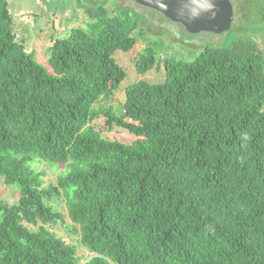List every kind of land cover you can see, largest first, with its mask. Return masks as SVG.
<instances>
[{"label":"trees","instance_id":"obj_1","mask_svg":"<svg viewBox=\"0 0 264 264\" xmlns=\"http://www.w3.org/2000/svg\"><path fill=\"white\" fill-rule=\"evenodd\" d=\"M232 2L246 26L264 24V0ZM87 14L90 32L72 29L49 48V73L15 42L0 0V179L19 195L0 201V264H81L52 231L66 219L89 253L82 264H264L258 46L237 36L191 62L156 63L149 44L136 72L162 65L164 81L128 85L114 109L101 101L127 76L115 53L131 51L149 22L105 3ZM113 129L135 140L102 138ZM39 164L59 171L54 182Z\"/></svg>","mask_w":264,"mask_h":264},{"label":"rangeland","instance_id":"obj_2","mask_svg":"<svg viewBox=\"0 0 264 264\" xmlns=\"http://www.w3.org/2000/svg\"><path fill=\"white\" fill-rule=\"evenodd\" d=\"M103 3L110 15H114L117 7H122L143 14L149 22L148 26L141 25L142 34L135 35L138 42L131 51L115 53L116 63L127 76L109 100L101 101L102 105L111 106L114 109L122 106L125 99L124 91L128 85L140 80L149 83L164 81L162 65L159 69H153L145 75L136 72L135 62L138 53L149 44L154 46L156 63L167 55L173 56L176 61L191 62L204 47L224 48L237 36L251 40L264 56V24L259 27L246 26L242 18L235 17L232 29L223 35L200 33L189 36L186 33H177L171 25H163L157 20L152 21L151 13L137 6L132 0H81V2L78 0H8L11 31L15 42L23 46L25 53H33L36 61L51 73L47 61L49 48L53 42L67 37L72 29L80 28L90 32L89 26L93 25L95 20L87 14V10L89 8L93 10ZM147 27H150V31L146 29ZM261 111L264 113V106ZM101 136L109 141L116 140L124 143L135 140V137L119 129L104 131ZM36 169L45 173L46 184L54 182L59 174V171L44 164L37 165ZM18 197L16 188L6 186L0 179V201L13 205L17 203ZM57 209L64 212L62 205ZM70 227V222L66 219L64 226L57 225L52 228V231L66 243L77 247L76 256L81 258L82 264L84 259L89 257V253L79 246L78 236L68 231Z\"/></svg>","mask_w":264,"mask_h":264},{"label":"water","instance_id":"obj_3","mask_svg":"<svg viewBox=\"0 0 264 264\" xmlns=\"http://www.w3.org/2000/svg\"><path fill=\"white\" fill-rule=\"evenodd\" d=\"M136 5L154 11H163L174 23L181 24L189 34L227 33L233 21V9L230 0H173L167 8L164 0H132Z\"/></svg>","mask_w":264,"mask_h":264},{"label":"flooded vegetation","instance_id":"obj_4","mask_svg":"<svg viewBox=\"0 0 264 264\" xmlns=\"http://www.w3.org/2000/svg\"><path fill=\"white\" fill-rule=\"evenodd\" d=\"M166 2V5H167V8L170 7L171 5H173V0H164ZM230 3L232 5V9H233V21H234V18H235V11H234V5H233V2L232 0H230ZM138 6V5H137ZM140 7V6H139ZM146 11H149L151 13V19L152 21L153 20H157L159 23L161 24H166V25H171L175 31L177 33L181 32V33H186L188 34L189 36H196L197 34H189L186 29L181 25V24H178V23H174L172 21H170L169 18H167L165 16V14L163 13V11H166V7H163L162 6V9L160 11H154V10H151V9H148V8H144V7H140ZM149 19V21L151 20ZM233 21H232V24H233ZM232 29V25H231V28ZM172 31V30H171ZM174 33V32H173ZM200 34V33H198Z\"/></svg>","mask_w":264,"mask_h":264}]
</instances>
